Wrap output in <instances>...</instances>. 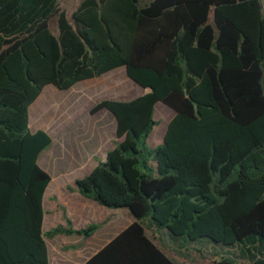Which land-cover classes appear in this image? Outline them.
<instances>
[{
	"label": "trees",
	"instance_id": "trees-1",
	"mask_svg": "<svg viewBox=\"0 0 264 264\" xmlns=\"http://www.w3.org/2000/svg\"><path fill=\"white\" fill-rule=\"evenodd\" d=\"M59 2L0 0V264H49L44 236L99 228L64 217L42 232L51 178L38 157L52 139L30 132L46 112L30 105L47 85L118 68L150 91L92 107L113 116L116 141L72 190L133 220L83 264H175L143 220L175 241L237 248L213 264H264L262 0H81L69 17ZM158 103L173 116L150 148Z\"/></svg>",
	"mask_w": 264,
	"mask_h": 264
},
{
	"label": "crops",
	"instance_id": "crops-1",
	"mask_svg": "<svg viewBox=\"0 0 264 264\" xmlns=\"http://www.w3.org/2000/svg\"><path fill=\"white\" fill-rule=\"evenodd\" d=\"M262 7L264 14V0H262ZM121 69L124 70V68L115 70ZM115 70L113 71L116 72ZM85 81L90 82V80ZM45 87L35 100L36 103L33 104L38 108L47 107L49 101L56 97H63L55 95L49 97L53 91L50 90L48 94H45ZM75 87L76 84L69 90L73 91ZM142 90L144 93L148 92L146 89ZM123 95L124 92L119 91L115 94L116 98L112 100L122 101ZM30 107L28 108L29 113ZM44 116V121L29 125L31 133L43 130L52 139L51 145L38 157L39 167L51 178L42 200V232L49 231H45L44 226L45 224L49 226L47 221L52 224L54 215L61 216L60 225L63 226H65L64 217H67L73 229L76 230L84 229L90 224L99 225V228L88 239L74 235H57L59 239H56V242L61 240V243L53 247L55 242H51L50 246L53 247L51 252L48 245L49 238L44 236L49 253V264H83L132 221L129 219L126 222L123 221L118 210L100 206L72 190L75 181L88 175L96 166L95 156L104 160L106 152L114 147L109 146V139L106 138L110 118H100L101 122L96 126L90 119L85 123L77 122L79 113L60 108L54 112L55 125L50 128L46 121V118L51 117L50 111L46 109ZM55 139L57 140L56 146L53 145ZM46 197L49 201H45Z\"/></svg>",
	"mask_w": 264,
	"mask_h": 264
},
{
	"label": "rangeland",
	"instance_id": "rangeland-1",
	"mask_svg": "<svg viewBox=\"0 0 264 264\" xmlns=\"http://www.w3.org/2000/svg\"><path fill=\"white\" fill-rule=\"evenodd\" d=\"M81 0H60L59 5L62 10H64L68 17L70 14L76 9ZM55 21H52L51 28L55 31ZM116 72H109L99 78H95L90 80V82L82 81L76 84V87L73 91L71 90H58L53 85H48L45 87V94L51 90L53 91L49 97L55 96H63L56 97L52 99V101L46 105V109L50 111L51 117L46 118L47 126L53 128L55 125V117L54 112L56 110L64 109V110H72L76 113H79V118L77 122L85 123L90 119L94 125L98 126L101 122L102 117H109L110 122L107 126V140L109 139V146H114L116 141L115 137V119L111 114L106 110H99L95 114H91L90 110L92 107L97 104L99 101L104 99H113L116 98L115 94L119 91L124 92L122 96V101L132 100L142 93L140 87L136 86L132 81H130L124 70H115ZM121 72V74H120ZM44 93V92H43ZM36 103V101L34 102ZM33 103V104H34ZM32 104V105H33ZM31 105V106H32ZM30 111V110H29ZM173 116V111L163 105L162 103H158L155 106L154 118L158 121L157 126L153 128L150 136L147 139V145L150 148H155L160 145L162 142V138L166 129V126L169 120ZM28 117L30 121V113L28 112ZM101 118V119H100ZM44 121L41 117L34 118V123H40ZM30 129V126H29ZM32 130V129H31ZM57 140L54 141V146H56ZM53 146V149H54ZM52 149V148H51ZM94 161H101L99 156H95ZM45 201H49L46 197ZM62 207V206H61ZM121 215L123 221L133 220L132 215L129 213L127 209H119L118 210ZM53 217V216H52ZM61 216L54 215L53 222L47 221L49 226L45 224V231L50 230L53 227L60 225ZM146 235L152 239V241L175 263V264H213V261L218 260L220 257H232L235 255L238 256L239 252L236 247L228 248L222 245H217L213 243H209L206 241H198V242H186L183 243L179 240H172L169 236L166 229L157 231L156 229H149L148 221H142ZM98 225L97 223H95ZM59 239L57 236L48 240L49 250L50 252L53 250L54 246H57L61 243V240L56 242ZM51 242H55V244L50 246Z\"/></svg>",
	"mask_w": 264,
	"mask_h": 264
},
{
	"label": "water",
	"instance_id": "water-1",
	"mask_svg": "<svg viewBox=\"0 0 264 264\" xmlns=\"http://www.w3.org/2000/svg\"><path fill=\"white\" fill-rule=\"evenodd\" d=\"M141 89H143V88H141ZM146 90H147L148 92L150 91V89H149V88H147Z\"/></svg>",
	"mask_w": 264,
	"mask_h": 264
}]
</instances>
